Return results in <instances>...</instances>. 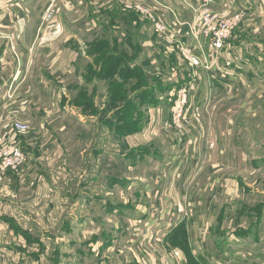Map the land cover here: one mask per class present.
Segmentation results:
<instances>
[{
    "label": "crops",
    "instance_id": "obj_1",
    "mask_svg": "<svg viewBox=\"0 0 264 264\" xmlns=\"http://www.w3.org/2000/svg\"><path fill=\"white\" fill-rule=\"evenodd\" d=\"M245 1L214 0L212 9L227 17L239 13ZM248 1L251 10L215 61L210 55L211 41L203 35L195 41L192 35L199 0H0V141H17L27 151L29 163L32 153L40 152L41 137L53 139L52 144H56L55 137L68 138L76 148L81 141L76 132L84 128L88 129L81 142L84 152L98 157L106 175L108 170L101 165L107 166L111 159L121 160V165L127 162L136 167L133 171L142 163L152 165L148 174L152 180L144 188L148 198L152 195V203L137 205L147 211L146 219L133 221L140 228L129 236L126 250L120 242V237H126L123 231L88 242L94 264H186V252L176 245L174 235L199 230L201 223L210 227L211 212L217 206L213 201L235 186L230 173L216 169L213 144L206 133L209 123L216 129L221 120L215 116L210 122L204 115L211 109L218 114L223 101L238 104L249 116L262 110L264 55L245 39L264 27V0ZM125 3L152 8L165 22L166 33L157 32L137 14L121 11ZM49 10L54 15L46 22ZM180 42L192 44L198 56H208L211 68H192L182 61ZM182 86L188 88L192 106L188 124L183 131L164 130L173 95ZM12 115L20 116L23 123L30 121L35 131L12 137ZM110 140L125 158L114 159L116 155L107 152ZM73 150L81 158L82 149ZM71 155L69 151L64 154ZM27 162L20 172L4 176L0 197L13 196L11 190L25 178L23 186L29 187L32 174ZM115 173L118 176L109 180L114 184L121 177L128 178ZM127 181L131 183L130 178ZM87 193L84 200L89 203ZM185 210L201 214L190 222ZM0 223L12 232L14 226H21L3 216ZM115 243L120 247L116 252L110 249ZM233 255L219 264L247 261L240 253ZM197 260L203 264L200 257Z\"/></svg>",
    "mask_w": 264,
    "mask_h": 264
},
{
    "label": "rangeland",
    "instance_id": "obj_2",
    "mask_svg": "<svg viewBox=\"0 0 264 264\" xmlns=\"http://www.w3.org/2000/svg\"><path fill=\"white\" fill-rule=\"evenodd\" d=\"M245 3L241 8L251 10V2L246 0ZM121 11L140 16L136 11L126 9L125 5ZM243 19L244 17L240 19L234 31ZM51 21L52 18L46 20ZM2 22L1 16L0 29ZM144 23L150 24L147 20H144ZM193 28L194 26L192 31ZM2 37L0 32V38ZM232 39L225 43L224 48ZM245 40L253 43L255 48L259 46L264 55V27L259 34L246 37ZM179 45L187 46L198 56L192 44L180 42ZM222 50L219 52V58ZM212 53L213 50L210 55ZM202 56L203 54L199 57ZM218 105V114H213L208 106V110H211L207 111L204 118L211 122V119L219 116L218 120L221 121L216 123V129L214 123L213 126L212 122L209 123L206 133L213 144L210 148L216 156V159H213V163L218 165L216 169L230 173L234 177L235 186H232L231 191H227L229 193L213 201L217 206L211 212L210 227L201 223L199 230L188 229L184 234L177 232L174 235L176 245L185 250L186 264H198L199 257L203 264H219L230 256L235 258L233 254L236 252L247 259L240 262L241 264H264V104L262 110L252 116L246 115L238 104L223 101ZM21 120L20 116L12 115V129L14 124L22 123L29 126L24 136L35 131V126L33 127L30 121L23 120V123ZM82 130L76 132L81 138L80 145L77 144L76 148H73V141L66 138L67 135L62 137L66 139L55 137L56 144H52L53 139L49 141L46 136L41 137L38 141L40 152L37 151V155L33 152L28 158L29 163L26 160L32 174L28 181L29 187L23 186V183L27 182L25 178V182L11 190L14 197H0V216L11 224L17 222L21 225L14 226L12 232L7 225L0 223V264H94L96 259L91 255L94 251H90L92 246H88V242L94 241L102 234L117 236L123 231L126 237H120V242L124 243L121 247L126 250L129 236L140 228L135 226L133 221L146 219L147 211L138 209L137 205L149 207L150 202L152 203V195L148 198L150 195L144 193V188L149 186L152 180L148 175L152 174V165L142 163L133 171L136 167L128 166L127 162L121 165L118 163L121 160L111 159L107 166L101 165L108 170L106 175L99 166L98 157L84 152L81 142L84 143L87 138L88 129ZM19 134L12 131V137ZM71 135H74V132ZM3 136L2 134L1 137ZM66 145L70 148L64 147ZM21 148L27 154V151ZM73 149H76L77 153L82 149L81 158L75 156ZM106 150L109 154L116 155H112L114 159L120 156L125 158V153L119 152V147L113 140L109 141ZM67 151L72 154L69 158L64 156ZM87 160H92V163L88 165ZM21 169L13 173H18ZM85 170H88L87 174H84ZM115 172L130 178L131 183L135 182V186L132 187L127 181L128 178L123 177L118 179L117 184L109 181L114 174L118 176ZM2 182L3 180L0 183ZM107 191L110 194H105ZM86 192L89 203L84 200ZM140 201L144 203L139 204ZM183 213L185 216L190 215V222L201 214H190V211L186 210ZM173 219L172 215L171 220ZM150 236L152 239V232ZM117 245L118 243L113 244L110 249L116 252L120 248ZM20 248L23 251H20ZM149 252L146 249V253Z\"/></svg>",
    "mask_w": 264,
    "mask_h": 264
},
{
    "label": "built area",
    "instance_id": "obj_3",
    "mask_svg": "<svg viewBox=\"0 0 264 264\" xmlns=\"http://www.w3.org/2000/svg\"><path fill=\"white\" fill-rule=\"evenodd\" d=\"M200 8L199 15L194 24L192 31L193 38L199 41L200 36L208 38L211 41L213 53L212 60H219V52L224 48L225 43L233 38L234 29L237 23L245 18L248 14L247 8H241L237 16H222L213 11L212 6L214 0H199ZM160 5V3H159ZM125 8L131 11H136L140 14L142 19L152 23L156 31L162 34L166 33L167 27L163 20L158 18L152 8L145 7L141 4L130 5L125 4ZM53 11L50 10L45 20L51 19ZM1 17V15H0ZM179 57L185 63H188L192 68H204L209 70L211 63L208 61V56H195L191 50L185 45L178 46ZM196 75V74H195ZM197 76V75H196ZM189 90L186 86L176 89L170 105V117L164 124V130H178L184 129L187 124V115L191 109ZM13 130L21 134L28 132L29 126L22 123H16ZM27 158L21 146L14 139H6L0 143V182L7 173L17 172L25 164Z\"/></svg>",
    "mask_w": 264,
    "mask_h": 264
},
{
    "label": "trees",
    "instance_id": "obj_4",
    "mask_svg": "<svg viewBox=\"0 0 264 264\" xmlns=\"http://www.w3.org/2000/svg\"><path fill=\"white\" fill-rule=\"evenodd\" d=\"M141 79H143V76H141Z\"/></svg>",
    "mask_w": 264,
    "mask_h": 264
}]
</instances>
